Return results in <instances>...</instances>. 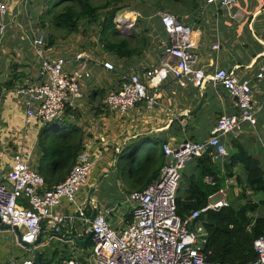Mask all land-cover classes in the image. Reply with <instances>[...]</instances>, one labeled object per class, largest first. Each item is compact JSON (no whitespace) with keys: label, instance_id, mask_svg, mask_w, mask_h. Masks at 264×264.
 Instances as JSON below:
<instances>
[{"label":"built area","instance_id":"1","mask_svg":"<svg viewBox=\"0 0 264 264\" xmlns=\"http://www.w3.org/2000/svg\"><path fill=\"white\" fill-rule=\"evenodd\" d=\"M0 0V52L6 40L8 28L23 15L21 7H27L31 0ZM217 10L230 11L239 0H206ZM23 3V4H22ZM140 15L134 11H119L114 19L117 29L131 28ZM167 35L162 44V53L156 65L141 71L123 73L117 87L108 91L104 105L108 111L125 115L138 105L147 111H154L159 105L164 80L172 78L182 89H200L208 75L198 67L195 48L199 46L200 32L190 24L183 23L170 12L158 14ZM139 20V19H138ZM23 30V29H22ZM31 51L38 65L37 79L24 82L13 90L19 106L25 109V134L34 121L50 123L65 117L66 110H76L77 103L84 98L81 82L94 78L95 66L115 72L113 61L94 63L91 53L59 52L51 45L46 34L34 36ZM219 44L214 45L218 49ZM214 79L208 80L214 86H221L232 99L236 114H222L206 141L189 140L178 148L164 144L166 162L159 178L143 190L130 193L132 222L124 228L111 226L101 212L92 224L93 250L89 261L94 264H220L209 259L211 251H205L208 233L202 224L195 221L208 210H219L229 204L218 200L209 203L202 210H195L186 219L177 214V192L186 165L204 157L211 150L213 161L220 162L229 156L225 138H239L247 125L255 130L261 107L255 102L252 78L238 76L225 68H217ZM255 78L264 81V64L258 68ZM264 148V141H261ZM36 144H24L14 153L11 170L0 179V218L2 225L17 227L22 240L35 243L45 221L53 223L54 232L59 233L66 221L70 222L68 236L84 238L91 223V216L85 214L89 202L82 198L84 188L89 189V178L97 159L84 148L67 178L49 188L44 177L31 166ZM205 180L214 185L213 178ZM229 186L233 184L227 179ZM224 193V191H221ZM66 199L75 206L72 214H56L55 209ZM25 201L28 206L20 203ZM79 221V226L75 224ZM86 232V233H85ZM75 233V234H73ZM15 235V234H14ZM16 236V235H15ZM256 260L248 264H264V238L255 241ZM34 255L13 259L10 264H34ZM62 264H83L76 258Z\"/></svg>","mask_w":264,"mask_h":264},{"label":"crops","instance_id":"2","mask_svg":"<svg viewBox=\"0 0 264 264\" xmlns=\"http://www.w3.org/2000/svg\"><path fill=\"white\" fill-rule=\"evenodd\" d=\"M14 2L12 4L16 9ZM181 8L173 7V12L170 9L165 10L174 14L179 21L192 25L196 31L200 32L199 46L195 48L198 67L204 69L208 76L213 75L217 68L226 70L229 68V72L238 76L252 78L254 99L261 107L258 113L259 123L255 130L246 125L242 135L237 139L258 158L255 151L258 145L261 149L263 148L261 141H264V81L257 80L255 74L259 66L264 64V57L258 59L251 69L247 67L252 65L257 55L264 52V0H239L238 5L230 11L217 10L207 2L200 12L198 11L200 7L195 3L189 4L190 12ZM161 12L165 11L160 10L150 17V19L152 18L150 20L151 27H149V21L146 23L150 28L146 32L147 48H143L133 57L121 59L114 54L104 53L108 57L101 55L99 58L93 56V52L89 51L96 65L111 60L116 65V71L110 72L102 66H95L93 81L89 82L91 83L90 93L84 95V98L77 103L78 108L74 110L78 114L77 117L74 114L64 117L67 121L77 123L82 128L85 134L84 148L91 152L93 158L99 157L88 184L89 187H92L103 176L93 198L101 204V213L107 217L111 226L117 229L124 228L132 220L129 216L132 213V205L128 201V197L135 190L130 184V171H127V177H121L114 169L115 157L123 155L129 146L131 149L127 151L131 152V159H135L142 152L144 155L151 149L161 150L162 141H167L165 144H169L173 148H178L189 140L206 141L211 137L212 130L222 114L237 113L229 93L221 86H214L209 81L206 84V100L201 110L196 115L188 116L187 112L195 109L201 99L200 89L193 87L182 89L172 78L164 80L159 105L154 111H147L142 104L129 113L121 115L108 111L104 105V99L101 105L99 101L95 104L91 102L95 91L105 90L107 92L117 87L123 73L141 71L158 63L162 53V44L168 40L158 16ZM244 32H247L246 38H244ZM233 38L240 40V48H235L230 44ZM246 39L248 41H245ZM216 44L220 46L218 49H214ZM20 56L21 54L17 53V58ZM32 61L36 65L34 56H32ZM30 63L28 60L21 63L20 71L23 74L21 82H33L37 79L38 65L31 69L28 67ZM31 67L33 68V66ZM25 116V109L18 105L14 90L5 92L0 104V179L11 170L12 157L16 150L24 144H36L33 164L39 165L38 135L47 124L36 120L27 128L25 134ZM224 140L228 144L230 153L231 141L228 138ZM140 142L141 145L133 151ZM227 158L220 162L214 161L219 166L217 171L219 177L224 179V183L221 189L210 197L209 203L218 200L229 202L232 200L231 197L238 193L237 175L243 176V170L240 167L234 170L235 175L231 178L233 184L229 186L227 183V179L230 178L226 167ZM186 166L192 174L197 170L193 161ZM211 178L213 177L211 176ZM147 179L148 177H145V180ZM205 182L210 186L216 185V181L214 185L209 184L206 180ZM87 188L82 191V198L87 197L89 190ZM74 211L75 206L66 199L55 209L56 214H72ZM88 212L93 213V206L90 203L87 205L85 214ZM75 224L78 227L79 221L77 220ZM69 225L70 222L66 221L61 227V231L55 233L53 223L43 222L41 234H44V241L32 250L22 246L13 232H0V264H10L13 259L33 256L37 252L52 254L54 251H64L63 247L61 248L59 245V241L68 235ZM84 238L80 237L79 240ZM64 243L73 245L75 255L74 252L71 253L72 258L79 255L80 258L76 259L83 264H94L92 260L89 261L90 254L84 257L76 254L77 247L80 246H76L74 241L68 240Z\"/></svg>","mask_w":264,"mask_h":264},{"label":"trees","instance_id":"3","mask_svg":"<svg viewBox=\"0 0 264 264\" xmlns=\"http://www.w3.org/2000/svg\"><path fill=\"white\" fill-rule=\"evenodd\" d=\"M124 1L106 0L104 4L95 5L93 0H46V11L42 12L38 20L43 29H51L48 37L51 45L55 39L54 31L61 32L66 37L78 33L81 25L85 23H100V40L105 50L121 59L131 58L147 48L148 42L142 38L140 45L138 43L134 46L128 38H119L121 33L114 19L122 10L121 4ZM21 67V64H14L7 80L0 82V104L4 93L13 90L22 81L23 74L19 71ZM106 95L105 90H97L93 93L91 102L95 104L99 101L101 105ZM70 114L75 117L78 115L76 111L68 108L65 117ZM38 136L40 157L37 170L51 188L63 182L70 174L77 155L84 149L85 134L77 123L63 118L47 123ZM231 140L232 149L226 167L230 178L235 175L234 170L237 167L243 170V176L237 175L241 191L227 206L219 210H208L195 222L202 224L208 233L205 251H211V261L220 264H248L257 258L255 241L264 238V166L238 139ZM162 142L161 150H148L131 162L129 176L134 190H143L159 178L160 170L166 162L163 146L167 141ZM140 145L141 142L133 151ZM130 149L129 146L124 154ZM212 155L211 150L204 157L193 160L197 168L195 173L187 170V166L182 171L176 201L177 214L182 219L189 217L193 211L208 206L210 197L223 186L224 179L219 177V166L214 163ZM207 176L214 178L215 186L206 184ZM145 177L148 179L145 180ZM251 195L257 198L254 199ZM20 203L28 206L23 200ZM91 214L86 213L89 217ZM129 216L133 219L132 213ZM84 246H93L92 240ZM70 258L72 257L66 251H54L52 254L37 252L34 264H62Z\"/></svg>","mask_w":264,"mask_h":264},{"label":"rangeland","instance_id":"4","mask_svg":"<svg viewBox=\"0 0 264 264\" xmlns=\"http://www.w3.org/2000/svg\"><path fill=\"white\" fill-rule=\"evenodd\" d=\"M14 1H15L14 3H17L20 0H14ZM45 2L46 0H31L27 4L26 8L21 7L20 9L21 11H23V15L19 16L17 18V22L16 23L14 22L13 26H10L8 28L6 40H3L4 52H0V82L7 80L8 76L11 74L13 70L14 64L20 65L23 61L28 60L31 62L30 64H28L29 68L34 69V67L37 65L36 62L35 65L33 63L34 61H32L33 54L31 51L32 45L30 43L32 42L34 36L37 34L44 33L48 37L51 34V29L50 28L43 29L40 26L39 24L40 22L38 20L42 12L46 11ZM93 2L95 5H101L104 4L106 0H93ZM192 3H195L200 7V9H198V11L200 12V10L204 8L206 0H125L121 4V6L123 7L121 11L123 12L134 11L138 13L140 16L138 17L139 20L137 19V21H135L136 23H133V26L131 28H119L121 33L119 38H128L134 46H137L138 43L140 45L139 41L142 38H144V40L147 41L146 32H148L150 28H148V25L146 23L149 21V27H151L152 25V22L150 21L152 19V18L150 19L151 16L155 15L160 10L168 11L165 9H170V11L173 12L174 10L173 7H176L178 9L183 7L184 11L189 10L190 12L189 4ZM59 9H61V7ZM103 17H101V22ZM53 33H55V39L53 41L54 42L53 45L58 46L59 52H63V53L67 52L71 54V53H79L82 51H87V52L92 51L93 56H98L99 58L101 55L107 56L104 53L111 55L109 52L105 50L104 44L100 40V35H101L100 23L99 24L85 23L84 25H81L78 33H73L66 37H63L61 32L54 31ZM246 33L247 32H244V38H246ZM255 40H257L256 37ZM245 41H248V39H246ZM224 42H226V39H224ZM230 44L235 48H240L239 39L233 38V41ZM17 53L21 54L19 58H17ZM31 66H33V68ZM227 70L229 71V68H227ZM90 81H93V79ZM90 81L81 82L80 89L84 95L90 93L89 92V90L91 89V83H89ZM23 82H19L17 85H21L23 84ZM229 140L232 142L231 138H229ZM130 153L131 152L127 151L126 154L120 155L119 157L118 156L115 157L113 166L116 172H118V174L121 177L123 176L127 177V171L129 170L131 162L137 160V159H131ZM143 153L144 152L140 153L138 156H136V158L142 156ZM255 153L257 154L258 158L261 160L262 164L264 165V152L259 145ZM31 166L34 170L38 169V166L35 164L31 163ZM236 188L238 193L232 196L231 197L232 199L236 198L241 191V187L238 186ZM251 197L256 199L255 198L256 196L254 195H251ZM259 197H261V195H259ZM64 242L66 241L61 239L59 241V245L61 246V248L63 247V250L66 251L70 257L71 256L73 257V255L71 254L74 252L73 245L71 246V244L69 245ZM52 245H54V243H52ZM92 250H93L92 246H80L77 247L76 254H80L81 256L84 257L87 254H91ZM75 257L80 258L79 255Z\"/></svg>","mask_w":264,"mask_h":264},{"label":"water","instance_id":"5","mask_svg":"<svg viewBox=\"0 0 264 264\" xmlns=\"http://www.w3.org/2000/svg\"><path fill=\"white\" fill-rule=\"evenodd\" d=\"M264 44V43H263ZM264 57V52L257 55L256 58L254 59L252 65H250L249 69H251L253 67V65L255 64V62L260 59V58H263ZM208 80H213L214 79V76L213 75H209ZM208 80H204L203 81V84L202 86L200 87V93H201V99L197 105V107L191 111H188L187 112V115L188 116H193V115H196L202 108L205 100H206V84H207V81ZM47 124V123H46ZM103 179V176L99 178V180L92 186L89 188L88 190V193H87V200L90 204H92L93 206V213L91 214V223H89L87 229H88V232L86 233L85 235V238L83 240H79L78 237L74 236V235H71V236H68L66 235L65 237H63L64 240L66 241H74L75 245L76 246H84L92 237V222L93 220L95 219V217L101 212V204L98 203L96 200H94L93 198V195L95 193V190L96 188L99 186L100 182L102 181ZM0 223H1V218H0ZM6 231H9V232H13L16 237H17V241L24 247L28 248L29 250H32L34 249L35 247L39 246L43 241H44V234H41L39 239L33 243V244H28L26 242H23L22 240V233L20 232V230L17 228V227H12L10 225H2L0 224V232H6ZM8 239V237L6 238V240ZM36 256V253L34 254V257Z\"/></svg>","mask_w":264,"mask_h":264}]
</instances>
